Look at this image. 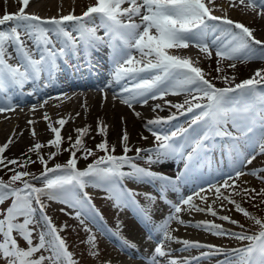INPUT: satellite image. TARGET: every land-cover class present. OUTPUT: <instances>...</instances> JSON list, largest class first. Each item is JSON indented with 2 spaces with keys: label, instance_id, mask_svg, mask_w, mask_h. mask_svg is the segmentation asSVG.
Returning <instances> with one entry per match:
<instances>
[{
  "label": "snow or ice",
  "instance_id": "obj_1",
  "mask_svg": "<svg viewBox=\"0 0 264 264\" xmlns=\"http://www.w3.org/2000/svg\"><path fill=\"white\" fill-rule=\"evenodd\" d=\"M30 2L19 0L17 12H5L0 17V113L18 107L14 103L5 105L3 98L16 90L23 94L29 82L39 85L27 92L29 96L56 86L53 73L60 61L78 62L83 58L85 66L92 68L93 53L107 48L111 79L103 88L97 89L102 93V106L111 89L113 102L118 100L131 109L137 119L144 121L146 131L154 139L152 147H137L134 155H129L133 148L125 127L119 137L122 154L115 155L116 145L110 146L107 140L108 125L98 119L96 135L102 139L94 148H87L85 138L95 139L91 136L90 125L73 129L75 138L71 133L65 138L62 131L72 117H60L53 123L47 112L43 119L52 134L47 144L35 142L21 157L9 158L5 153L15 142L10 136L0 146V171L12 173L7 181L0 177V205L10 201L6 208L0 209V261L4 264H76L60 234L68 226L65 224L58 229L52 222L47 215L45 197L47 201L65 205L74 212L72 218L78 220L88 234L83 243L88 245L92 257L98 259L97 238L86 221L95 222L101 214L95 210L85 189L91 186L102 190L106 193L105 198L113 201L115 209H134L142 222L150 224L149 209L139 206L136 200L140 193L127 186V181H134L156 186L161 198L169 205V214L163 222L153 226L161 235L150 257L151 264H202L213 255L224 256L218 264H264V220L250 213L235 198L239 196L253 207L264 204V187L259 190L240 187L248 184L241 180L246 175L264 185V169L244 171L257 154H264V66L239 83L234 74L227 75L221 66L223 61H230L228 68L234 70L237 62L264 61V41L255 37L256 30L213 15L204 0H95V4L87 7L80 16L70 12L50 19L29 14L26 9ZM240 3L245 4L246 0H240ZM246 6L254 10L259 8L258 14L264 16V0H247ZM101 30L103 35L98 34ZM190 45L198 48L207 60L215 56V77H210L199 66V61L170 51L186 49ZM10 47L16 56L9 51ZM13 59H16L15 64L10 63ZM79 66V63L74 65L77 69ZM42 75L45 79L41 82ZM214 81L225 86L217 87ZM66 95L63 92L55 97L49 96L39 105H33L32 111L42 108L49 99ZM168 96H183L184 99L175 102L167 99ZM157 100L161 103L150 105L151 111L156 113L152 118H145L135 111L136 105L149 106L150 101ZM165 108L168 115L162 117L158 113ZM75 115L81 114L77 112ZM181 117H188L184 122L186 127L173 124ZM27 123L33 125L36 121ZM121 123H125L124 117H121ZM31 136H37L34 129ZM65 139L70 144L69 148L63 149L69 153L68 159L63 164L49 167V161L59 154ZM141 139L147 140L148 137L141 135ZM217 144L232 158L229 170L215 181H203L185 195L182 186L199 161L205 159L206 153ZM44 147L56 151L49 152L45 158L41 153ZM81 152L82 155L78 156L77 153ZM97 152L104 155L98 156L83 170L77 167L79 160L87 161ZM33 154L36 160L32 159ZM37 160L43 166L39 175L26 170ZM169 160L183 161L184 169L175 176L151 170L153 165ZM137 161H143L147 167L139 166ZM37 183L42 186L37 187ZM169 191L176 193L175 201L167 199L165 194ZM143 195L150 201L156 199L148 192ZM258 199L259 203H255ZM228 205L259 226L258 233L248 235L244 225L230 215H222ZM185 213L189 216L193 213L210 215L238 226L241 231L225 229L209 220H185L182 218ZM41 221L43 227H40ZM173 223L178 227L172 228ZM120 227L117 224V228ZM180 227H194L218 238L249 243L242 248L225 250L217 245L174 236L172 233L179 231ZM17 236L26 242V249L20 246ZM34 236L37 243H34ZM172 244L181 247L173 250ZM122 247L136 249L137 245L125 238ZM190 250L198 251L199 255H174V251Z\"/></svg>",
  "mask_w": 264,
  "mask_h": 264
},
{
  "label": "rangeland",
  "instance_id": "obj_2",
  "mask_svg": "<svg viewBox=\"0 0 264 264\" xmlns=\"http://www.w3.org/2000/svg\"><path fill=\"white\" fill-rule=\"evenodd\" d=\"M17 1H19V0H3V2L0 3V17H2L5 14V12H8V13L17 12L19 10V7H20V4ZM65 1H67V0H63L61 2L63 4L70 2V0H68L67 2H65ZM61 2H60V4H62ZM27 11L30 12V9H27ZM44 11L45 10L41 9L38 12H35L34 14L39 15L40 17H44L45 16ZM227 14H229V13H227ZM64 15H68V13L64 12ZM254 35L257 39L264 41V32H261L260 34L254 33ZM198 50H199L198 48L190 45L186 49H174V50H170V51L173 54L180 55V53L182 54L183 51L190 52L191 54H192V52L198 54V53H200ZM229 63H230V61H223L222 62L221 66L225 68V72H227L226 68H228ZM237 63L238 64L236 66V69L237 68L238 69L241 68L243 70L246 69L243 67L245 65H242L239 62H237ZM205 64L206 65L203 66L202 69L206 73H208L210 75V77H215L217 75V73L215 72V69L217 67L215 56H213V58L211 60H208ZM238 69L234 71L235 74H239ZM214 82L216 83L217 87L225 86L220 81H214ZM172 111H175V109H172ZM165 116H167V115H165ZM186 119H188V117H181L179 121H173V124L180 123L186 127L187 124L184 123ZM141 135L147 136L148 139L147 140L141 139ZM91 136H95V139L93 140V139L88 138V137L85 138V147H87V148H94L95 144L99 143L102 139L99 135H96V133L91 134ZM129 138H130L129 139L130 146H132V148H133V152L129 153V155H134L135 148H137V147L146 149V148H150L153 146V139L154 138L150 135V133L148 131H146L144 121L141 123V127L135 128L132 136ZM112 144H115V143H112L109 141V145L111 146ZM115 145H116V150H115L114 154L115 155H121L122 154V146L120 144L119 145L115 144ZM69 146H70L69 142L65 139V142L62 144L59 154L55 157V159L49 161L48 166L52 167L56 163H61V164L65 163L66 160L68 159L69 153L63 151V149L69 148ZM53 151H56V149L44 148L41 150V153L43 155H45V158H47V154L49 152H53ZM245 154H247V153H245ZM77 155L78 156L82 155V152L77 153ZM102 155H104V153L97 152L94 156H90L87 161L81 159V160H79L77 167L79 169L83 170L87 166V164L91 163L98 156H102ZM32 159L33 160L37 159L35 154L32 155ZM231 160H232V158L227 154L226 150L221 148L220 145L217 144L211 151H208L206 153L205 159L199 161V164L204 165L205 168H200L201 173L197 177L196 183L193 182L192 183L193 186L190 187L189 189H192L193 187H195L197 183L200 184L203 181H215V180L219 179L225 172H227L229 170ZM171 161L181 162L180 167H179V165H177V163L172 164L173 166L172 165L157 164V165H153L151 170L158 172V173H163V174H166L169 176H175L177 174V171L180 168H184V162L181 160H171ZM137 163L141 167H147V165L144 164L143 161H137ZM253 169H255V170L264 169V154H257L256 158L252 161V163L247 165L244 168V171L249 172ZM26 170L29 172H32L36 175H39L40 172L43 171V166L37 160L36 163L30 164ZM125 170H128V169H125ZM11 174L12 173L7 172V170L0 171V177H2L5 181H7L9 179ZM241 180L248 182L247 185L241 184L240 185L241 188L247 186V187H254L257 190H259L261 187H264V185H261L260 182L256 178H254L250 175H246V176L241 177ZM126 183L130 189H133L136 192L140 193V195H138L136 197V200H138V203H140L139 206H142V207L149 209V211L151 213V218L157 223L156 225L158 226L160 223H162L163 220L165 219V217L169 214V205H168V203H166V201L164 199L160 198L161 196L158 194V192H159L158 188L152 184L144 183V182L127 181ZM17 186H19V185H17ZM36 186L40 187L42 185L37 183ZM189 189L185 193H184V191H182V192L185 195H187V194L191 193L194 188L192 190H189ZM85 191L88 192L90 197L93 194L103 192L102 190L95 189L91 186L86 188ZM145 192L151 193L152 196L156 197V199L154 201L147 200L145 198V196L143 195ZM171 194H174V193H171ZM176 198H177L176 195L173 196V201H175ZM235 198L238 201H240L242 203V206L245 207L250 213H252L257 218L264 220V204H261L259 207H253L251 204L247 203L246 201L241 200V197L237 196ZM95 199H98L99 201L98 200L97 201L99 203H102V204L107 203V205H108V206L104 205L103 207L101 206L102 209L103 208L107 209V213H106V215L104 214L105 217L103 218L105 223L108 225L107 231L102 226H100L98 224V222H96V221L95 222L86 221L87 227H89L92 230V233L97 238V245H98V249L100 251V257L98 259L92 257L91 250L89 249L88 245L83 243L86 240V237L88 234L83 231V228L79 224V221L72 218L74 216V212H72L71 209L66 208L65 205H62V204L54 202V201L53 202L47 201L46 197L44 198V202L48 204L47 215L49 217H51L52 222L56 225V227L59 229L65 224L68 226L60 234L66 240V243L68 245V250L73 254V259L76 261V264H105V262H107V261H110L111 264H115L118 261H120V262L124 261V262H127L128 264H134L135 263L134 258L130 257V254H129L130 248L122 247V240L125 238L130 242H133V241L135 242V240H143L144 234H143L141 228L138 227L134 221V218H137L135 210H133L131 208H125L122 211L117 210L113 206V201H110V203H109L108 201H106L103 198L96 197ZM196 202L199 203L198 200ZM9 203H10V201L6 202L4 205H0V209H4L6 206L9 205ZM255 203H259V199L257 201H255ZM164 205L167 206L166 209L165 208L162 209V207ZM62 208L65 209L64 212L60 211V209H62ZM65 212L72 213V215H66ZM199 214L201 216H200V218H198L197 221H199V220L214 221L217 224H221L225 229H230V230L236 231V232L241 231V229L236 225H232V224H229L227 222L220 221L216 218L211 217L210 215L206 216V215L201 214V213H199ZM221 214L222 215L223 214L230 215L232 217V219L238 221L239 224L244 225V230L249 232L250 234L259 230V226L255 225L253 221L246 219L242 214L237 213L235 211V209L233 208V206H231V205H228L227 210L224 212H221ZM192 217L193 216H189L186 213L182 215V218L185 220L186 219L191 220ZM37 218H39V213H37ZM117 224H120L121 227L117 228ZM40 227H43V221L40 222ZM171 227L176 228V227H178V225L173 223L171 225ZM180 228H182V227H180ZM183 229H185L184 234L189 229L188 233L189 234H190V232L193 234L197 233L205 241L203 243L217 245V246H219L225 250H229L228 248L232 249L233 247H236V246H239L240 244L248 242V241H237L235 239H229V238H218V237H215V236H213L209 233H206L204 231L197 230L194 227H188V228L183 227ZM172 234L174 236H177V237L181 236L180 238H182V235H184V234L181 235L179 233V231L173 232ZM160 235L161 234L159 232H158V234H156V240L160 239ZM183 239H185V238H183ZM17 240H18V243L20 244V246L22 248H25V249L27 248L26 242H24L19 236H17ZM113 241L119 243L120 248H122V250L115 247L113 245ZM37 242H38V239L34 236V243H37ZM154 247H155L154 244L150 245L149 250L150 251L153 250ZM171 247L173 250H175L181 246L179 244H172ZM134 251H136V250L134 249ZM197 253L199 254V252L196 250H190L189 252H183V253L174 252V255H176L178 257L196 256ZM36 255L38 256L39 253ZM222 259H224V256L213 255V256L207 258L206 260H204L202 262V264H218V262H220Z\"/></svg>",
  "mask_w": 264,
  "mask_h": 264
},
{
  "label": "bare ground",
  "instance_id": "obj_3",
  "mask_svg": "<svg viewBox=\"0 0 264 264\" xmlns=\"http://www.w3.org/2000/svg\"><path fill=\"white\" fill-rule=\"evenodd\" d=\"M61 1L63 0H31L29 14H34L39 10H45V16L41 17L42 19H50L52 17H60L66 13H72L74 15L80 16L84 11L87 10V7L93 6L95 4V0H70V2L63 4ZM3 0H0L2 3ZM11 2V1H10ZM19 3V1H17ZM60 2L62 4H60ZM207 7L212 9V14L216 16L226 17L228 19L234 20L235 22H239L244 24L247 27L253 28L256 31L254 33L260 34L264 32V16H260L258 13L260 11L259 8L255 10L251 7H247L246 3L241 4L240 0H204ZM259 2V0H257ZM229 13V14H227ZM7 27V26H5ZM98 34L103 35V30H101ZM55 38V37H54ZM10 52H13V49L9 48ZM108 49L105 48L103 51L98 53H93V64L92 68H87L86 71H71L68 69L66 74L55 71L53 73V77L57 75L60 76L59 81H54V87H50V89L39 91L37 95L30 96L31 98H23L19 95L18 90L13 91L12 97L9 101H4L5 105L9 103H14L18 105L14 111H10L7 113H0V146H2L5 142H7L10 136L13 137L14 143L10 145L9 150L5 153L9 158H17L21 157L22 153L26 152L27 149L34 145L35 142H40L43 144H47V141L52 138V134L50 130L46 127V122L43 119V115L45 112L51 117L52 122L59 119L60 117H72L69 120V123L65 126V129L62 131V136L67 137L70 133L73 134L75 138V134L73 129L82 128L85 125H90L92 128L91 134L96 133V122L98 119H103L108 125V134L107 139L115 143L117 145L120 144L119 137L122 134L123 129L126 127L129 137L132 136L135 128L141 127V123L143 120L137 119L133 114V111L129 109L126 105L121 104L118 100L113 102L112 90L109 89L107 92V101L103 102L102 106V93L97 91L98 88H103L106 83V77L109 74L110 63L108 59ZM199 51V50H198ZM200 52V51H199ZM13 55L17 54L13 52ZM181 56H187L193 61H199V66L203 68L205 66L207 59L204 58V54L193 53L183 51ZM202 55V56H201ZM214 56V55H213ZM81 63H86L82 58L79 60ZM10 63L15 64L16 59L10 61ZM246 69H238L239 74H235L234 71L237 69L226 68L227 75H235L236 82L239 83L244 79L250 78L251 75L254 74V71L258 68L264 66V61H260L258 59L239 62ZM238 64V63H237ZM61 65L66 66L68 68L71 67V61L69 63H64L60 61L58 63V68L61 69ZM103 67V68H102ZM57 68V69H58ZM82 69V68H81ZM103 71L104 73H100L97 76V79L92 78L95 74V71ZM104 74V75H103ZM45 77L42 75L41 81H43ZM37 87V84H33L31 82L25 85L23 91H27ZM66 92V96H60L59 99H49L48 103L45 104L42 108L37 107L35 111H32L33 105H39L45 98L52 96L55 97L60 93ZM167 99L173 100L175 102H182L184 99L183 96H168ZM161 103V101H150L149 106L140 105L135 106V111H138L145 118H152L156 115L151 111V104ZM85 106L87 111H85ZM79 112L81 115L76 116L75 114ZM160 116L168 115V109L165 108V111L158 113ZM121 117H124L125 123H121ZM29 120H35L36 123L33 125H29L27 122ZM57 126L58 125H54ZM35 130L37 136L33 138L31 136L32 130ZM22 133V134H21ZM89 138V137H88ZM46 149H50L49 147H44ZM43 148V149H44ZM42 150V149H41ZM171 163H175L174 161H167L161 165H171ZM205 168L204 165H198L197 168ZM198 175V174H196ZM193 177V176H189ZM191 216L192 221H197L200 218L199 213H193ZM189 220V219H186ZM184 234L185 229L179 228V233L182 235V238L191 241H200L203 242L202 238L197 234H193L190 232ZM181 237V236H180ZM137 244H139L138 240H135ZM135 244V243H134ZM146 243L144 247H139V251L145 257L151 256L152 253L146 247ZM148 246V245H147ZM138 248V247H137ZM115 264H128L127 262H116ZM140 264V263H139Z\"/></svg>",
  "mask_w": 264,
  "mask_h": 264
},
{
  "label": "trees",
  "instance_id": "obj_4",
  "mask_svg": "<svg viewBox=\"0 0 264 264\" xmlns=\"http://www.w3.org/2000/svg\"><path fill=\"white\" fill-rule=\"evenodd\" d=\"M263 216V215H262ZM0 264H4V262L3 261H0Z\"/></svg>",
  "mask_w": 264,
  "mask_h": 264
}]
</instances>
